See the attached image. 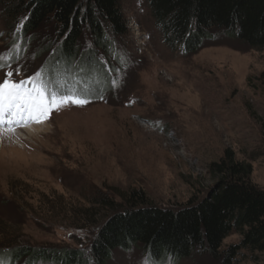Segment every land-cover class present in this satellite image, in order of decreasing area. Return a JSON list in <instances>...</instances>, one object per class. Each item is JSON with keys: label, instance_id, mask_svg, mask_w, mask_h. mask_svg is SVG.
Segmentation results:
<instances>
[{"label": "rangeland", "instance_id": "rangeland-1", "mask_svg": "<svg viewBox=\"0 0 264 264\" xmlns=\"http://www.w3.org/2000/svg\"><path fill=\"white\" fill-rule=\"evenodd\" d=\"M121 9L127 32L109 37L108 56L96 53L102 73L66 77L48 67L59 43L54 23L21 37L20 24L0 7V57L7 61L0 82L7 71L19 72L15 81L42 72L49 91L71 90L88 101L50 111L48 130L36 136L25 132L34 123L0 129V244L75 249L94 264L87 260L91 241L112 212L128 207L132 192L147 206L181 208L215 184L209 167L226 151L264 189V51L213 31L211 42L183 55L163 44L143 0ZM78 47L91 49L88 31ZM239 240L232 234L223 248ZM105 264L152 263L135 248L115 251ZM178 264L220 263L194 254ZM235 264H264V254H242Z\"/></svg>", "mask_w": 264, "mask_h": 264}, {"label": "trees", "instance_id": "trees-1", "mask_svg": "<svg viewBox=\"0 0 264 264\" xmlns=\"http://www.w3.org/2000/svg\"><path fill=\"white\" fill-rule=\"evenodd\" d=\"M125 1L0 0V7L7 20L20 24L21 37L48 20L54 23L59 43L48 67L67 77L72 73H102L94 58L96 53L108 56L109 37L126 34L127 20L121 9ZM143 1L163 44L171 51L196 53L212 41L213 31L264 51V0ZM85 30L92 47L83 52L78 42ZM260 81L264 87V72ZM209 169L217 178L215 184L178 209L147 206L144 196L135 191L126 199L128 207L123 210L114 211L116 208L103 201V206L114 212L97 230L87 260L105 264L115 251L135 248H140L152 264H178L194 254H208L220 264H235L242 254H264V189L249 182L251 167L235 162L226 151ZM232 234L239 236V242L223 248L224 240ZM20 262L86 264V259L75 249L0 244V264Z\"/></svg>", "mask_w": 264, "mask_h": 264}, {"label": "snow or ice", "instance_id": "snow-or-ice-1", "mask_svg": "<svg viewBox=\"0 0 264 264\" xmlns=\"http://www.w3.org/2000/svg\"><path fill=\"white\" fill-rule=\"evenodd\" d=\"M7 61L0 57V70ZM18 71H7L0 82V129L5 126L9 130L15 127H26L31 122H42L52 110H59L67 103L83 106L88 101L81 99L74 91L68 93L49 91L43 80V73L37 72L26 80L15 81L13 75ZM39 78V79H37ZM116 86V81L111 82Z\"/></svg>", "mask_w": 264, "mask_h": 264}, {"label": "bare ground", "instance_id": "bare-ground-1", "mask_svg": "<svg viewBox=\"0 0 264 264\" xmlns=\"http://www.w3.org/2000/svg\"><path fill=\"white\" fill-rule=\"evenodd\" d=\"M34 123L32 126L26 127L25 132L31 136H36V134L46 132L48 130V123L46 122L45 118H42V122H31L29 124Z\"/></svg>", "mask_w": 264, "mask_h": 264}]
</instances>
